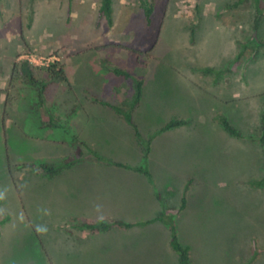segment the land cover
<instances>
[{
  "label": "rangeland",
  "instance_id": "1",
  "mask_svg": "<svg viewBox=\"0 0 264 264\" xmlns=\"http://www.w3.org/2000/svg\"><path fill=\"white\" fill-rule=\"evenodd\" d=\"M101 1L0 0V264H178L162 221L75 227L138 223L163 209L192 264H264V185L252 183L264 178V0H153L150 24L141 0H114L111 24ZM24 60L46 83L44 104ZM54 61L67 80L46 71ZM116 68L143 81L134 111L143 138L186 120L152 141L154 183L115 164L145 163L132 127L95 100L131 106L136 83ZM220 115L243 136L229 135ZM74 160L54 174L38 165Z\"/></svg>",
  "mask_w": 264,
  "mask_h": 264
},
{
  "label": "trees",
  "instance_id": "2",
  "mask_svg": "<svg viewBox=\"0 0 264 264\" xmlns=\"http://www.w3.org/2000/svg\"><path fill=\"white\" fill-rule=\"evenodd\" d=\"M141 5L144 9L145 12V18L147 20V22L150 24L152 21V15L154 12V4H153V0H141ZM257 7V19H256V35L258 34V27H259V23H260V19L261 17L264 16V8H262L259 4L256 6ZM100 16L104 17L110 24L113 23V17H114V0H102L101 1V7H100ZM255 35V36H256ZM258 46H263L264 47V40H261L258 42L257 44ZM242 57H246V47L243 48L239 55L238 58H242ZM21 66V74L27 79V81H29L31 84L36 85L39 87V99L41 101L42 104L45 103V95H44V91L46 88V83L42 80H40L37 75L35 74L33 67L31 66L30 61L28 60H24L22 61V63H20ZM46 71L51 75L52 78L55 79H60V80H67L66 74H65V70L63 65H60L59 61H54L53 63H51L49 66L45 67ZM201 70L204 73H212L215 72V69L212 67H204L201 68ZM115 72L117 74H121L124 75L125 77L128 78H133V80L136 83V87H137V95L134 98V100L132 101L131 106L125 107L123 105H117V104H113L104 100H98L95 99L99 102H101L103 105H107L111 108H113L115 110L116 113H118L124 120L125 122H127L128 125H130L132 127V129L134 130V134L135 137L137 139V141L140 143L141 148L144 151V159H145V163L142 166H128L125 164H121V163H115L117 166H121V167H126L129 169H133L136 171H139L141 173H143L148 179L149 181H151V183H154V178H153V174L150 170L149 164H148V158H149V154L151 152V143L152 141L157 138L161 133L170 130V129H174L177 128L179 126H182L186 123V120L184 119H173L171 120L166 126H164L163 128H160L152 133L149 134L148 138L145 139L143 138V135L139 129V126L137 125L136 121H135V116H134V111L135 109L138 107L139 103H140V99H141V94L143 91V81L141 79H136L135 77H133V75L126 71L123 70L121 68H116ZM220 120V123L222 124V126L224 127V129L226 130V132L234 137H242L243 133L236 127L234 126V124L232 123V121L229 119L228 116L226 115H220V117H218ZM50 122L54 123V118L51 117ZM259 141L260 143L264 146V113L262 114V119H261V124L259 127ZM75 141H77V137H75ZM81 145L88 147V145L86 144L85 141H81L80 142ZM89 150L91 152V154L96 157L97 159L100 160H105V158L103 156H101L100 154H98L96 151H94L91 147H89ZM84 155V151L82 149L81 146L77 147V152H76V157L77 158H81V156ZM77 160V159H76ZM76 160L74 161H70L68 163H63V164H46V163H40L38 165H40L46 172L54 174L56 172H58L60 170V168L62 166L67 165H72ZM37 164H31V166H36ZM252 183L255 186H259L261 187L262 185H264V178L252 181ZM158 197L160 198V195L158 194ZM186 203H187V199L186 197H183V201H182V208L184 209L186 207ZM8 218L5 219H1L0 220V226L5 224L7 222ZM156 221H162L164 223H166V225L169 228L170 231V246L171 248L177 253L178 255V264H192V259H191V247L189 245H185L182 243L180 235H179V230H178V225H177V221L174 218L173 215L167 213L166 209H163L158 216H156L153 219L150 220H146V221H140L138 223H130V222H126L123 220H113V221H107L104 219H100L97 221H89V220H85V221H77L75 223V227L83 229V230H90V231H108L109 229H111V227L113 225H117L119 227L122 228H132L136 225H148L150 223H154Z\"/></svg>",
  "mask_w": 264,
  "mask_h": 264
}]
</instances>
